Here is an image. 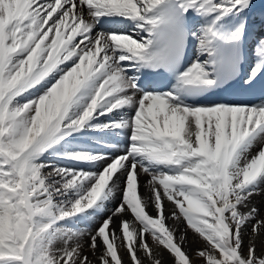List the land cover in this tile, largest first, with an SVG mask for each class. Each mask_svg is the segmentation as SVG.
I'll use <instances>...</instances> for the list:
<instances>
[{
  "label": "snow or ice",
  "instance_id": "6c2138e0",
  "mask_svg": "<svg viewBox=\"0 0 264 264\" xmlns=\"http://www.w3.org/2000/svg\"><path fill=\"white\" fill-rule=\"evenodd\" d=\"M259 5L0 0V264H264Z\"/></svg>",
  "mask_w": 264,
  "mask_h": 264
},
{
  "label": "rangeland",
  "instance_id": "374dc122",
  "mask_svg": "<svg viewBox=\"0 0 264 264\" xmlns=\"http://www.w3.org/2000/svg\"><path fill=\"white\" fill-rule=\"evenodd\" d=\"M252 205L256 206L259 209V215L258 219H264V197L262 196H254L252 198ZM172 205L169 203L165 204V215H169L172 209ZM150 214L155 215V212L153 211L152 208H149L147 210ZM119 224V220L116 221V225ZM166 225L170 228H175V235L178 238L181 234H183L186 238L187 243L183 245V250L189 255V257H193V254L197 252L198 250H203L205 247V244L189 229L185 231L186 229V223L182 220L176 221L174 223L173 220L169 219L166 220ZM93 228L96 227V224L92 225ZM251 229V224L247 226L245 229V232L248 233L250 232ZM249 242V235L244 236V245L245 249L248 246ZM149 243H151L149 239ZM255 245L257 249V254L259 255L261 251H264V229H262L259 233V235L255 238ZM162 252V260L163 264H173V258L167 253V251L164 250H159ZM89 259L93 261V264H99L98 260L96 257L92 255L90 251H86L85 253ZM121 255H123L124 258V264H129V258L127 254L121 252ZM145 264H147V261H145ZM194 264H204V261L202 259L200 260H194Z\"/></svg>",
  "mask_w": 264,
  "mask_h": 264
},
{
  "label": "bare ground",
  "instance_id": "6f19581e",
  "mask_svg": "<svg viewBox=\"0 0 264 264\" xmlns=\"http://www.w3.org/2000/svg\"><path fill=\"white\" fill-rule=\"evenodd\" d=\"M259 0H258V8H259ZM260 35V31L259 30H257V29H254V35L250 38V41H251V39L253 38V37H256L257 38V36H259ZM249 41V42H250ZM145 182V178L144 177H141V184H143Z\"/></svg>",
  "mask_w": 264,
  "mask_h": 264
}]
</instances>
